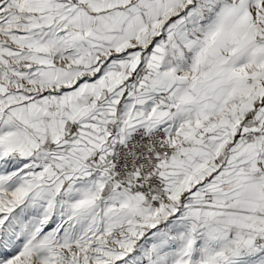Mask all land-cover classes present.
I'll return each mask as SVG.
<instances>
[{
    "label": "snow or ice",
    "instance_id": "6c2138e0",
    "mask_svg": "<svg viewBox=\"0 0 264 264\" xmlns=\"http://www.w3.org/2000/svg\"><path fill=\"white\" fill-rule=\"evenodd\" d=\"M0 264H264V0H0Z\"/></svg>",
    "mask_w": 264,
    "mask_h": 264
}]
</instances>
